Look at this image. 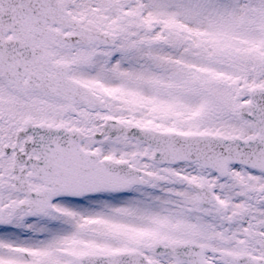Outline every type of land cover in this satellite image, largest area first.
I'll return each instance as SVG.
<instances>
[{
    "label": "snow or ice",
    "instance_id": "6c2138e0",
    "mask_svg": "<svg viewBox=\"0 0 264 264\" xmlns=\"http://www.w3.org/2000/svg\"><path fill=\"white\" fill-rule=\"evenodd\" d=\"M0 264H264V0H0Z\"/></svg>",
    "mask_w": 264,
    "mask_h": 264
}]
</instances>
